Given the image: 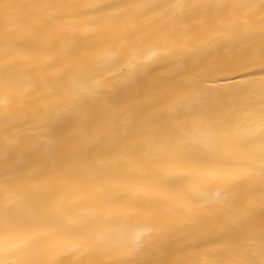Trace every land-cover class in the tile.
I'll list each match as a JSON object with an SVG mask.
<instances>
[{"label": "bare ground", "instance_id": "obj_1", "mask_svg": "<svg viewBox=\"0 0 264 264\" xmlns=\"http://www.w3.org/2000/svg\"><path fill=\"white\" fill-rule=\"evenodd\" d=\"M216 3L259 5L261 0H0V151L14 136H19L21 143H35L42 132L54 129L61 137L58 147L76 136L81 122L68 115L79 91L74 80L103 76L108 81L105 91L111 94L114 107L107 114H93L89 138L99 135L106 139L112 132L119 134L126 121L135 127L154 115L166 116L171 101L162 103L163 98L188 79L182 73L207 74L215 81L210 87L228 96L236 85L226 77L239 79L247 73L210 70L241 62L245 44L216 34L232 27L242 28L246 15L251 16L250 23L258 31L260 16L254 13L259 8L188 7ZM177 4L185 7H151ZM150 51L157 55L146 66L138 65L139 70L129 78L128 65L142 62ZM105 61L107 70L103 67ZM252 99L250 93L236 97V112L226 122L228 135L219 138L217 152L184 153V159L195 165L193 170L210 168L226 174L258 152L260 136L253 131V118L247 115L255 111L248 106ZM74 149L75 144L62 151L59 179L48 174L29 179L26 184L30 202L37 204L59 196L62 187H92L97 180L104 182V191L76 201L70 213L88 214L86 231L93 237L102 234L106 241L85 255H58L64 264L78 260L85 264H115L131 258L126 250L132 246V231L139 226L153 230L145 237L146 247L141 251L146 254L140 259L160 260L163 264H217L229 258L227 245L216 241L234 227L232 215H243L254 208L257 223L261 218L258 205L264 198V185L256 179L231 180L226 176L204 183L202 192L197 193L189 190L191 178L174 166L167 150L147 149L142 142L129 160L118 155L77 159ZM39 158L40 154L27 152L25 164ZM15 159L13 153L8 162ZM31 175L29 169L25 178ZM225 191L231 214L218 215L216 210L221 205L213 201L217 192L223 196ZM5 200L6 193L0 188V214ZM126 201L134 202L137 210H98L106 202ZM200 204L209 210L198 220L189 218L188 209ZM17 243L20 247L15 246ZM59 243L10 242L5 238L3 254L12 259L18 253L34 257Z\"/></svg>", "mask_w": 264, "mask_h": 264}, {"label": "snow or ice", "instance_id": "obj_2", "mask_svg": "<svg viewBox=\"0 0 264 264\" xmlns=\"http://www.w3.org/2000/svg\"><path fill=\"white\" fill-rule=\"evenodd\" d=\"M139 7V5H132ZM9 7V6H6ZM153 8L175 7L183 8L184 5H155ZM188 7L216 8L220 9H254L259 8L258 31L251 24V16L243 18V27L229 28L223 33L228 39L238 40L245 44L241 62L229 64L219 69L223 73L237 71L247 73V77L227 76L236 85L229 90L228 96H222L220 89L210 87L215 81L209 80L207 74H190L188 79L176 87L170 89L163 101H171L167 115H154L147 121L133 127L127 121L122 131L118 134L112 132L109 136L101 138L99 135L89 138L87 136L89 123L94 113L101 115L112 111L114 105L111 102V94L105 91L108 81L101 76L90 77L87 81H73L78 89L77 101H74L68 110V115L75 116L81 123L76 136L63 141V146L58 147L61 137L54 129L44 131L35 143L25 141L21 143L19 136L9 139L2 151H0V176L3 184L0 188L6 193L5 205L0 214V264H64L57 256L65 252H76L81 255L97 249L106 241V237L97 234L90 236L85 225L88 214L82 212L70 213V207L76 201L85 197H95L97 193L104 191V182L97 180L94 186L76 185L71 188L60 189V195L40 201L37 204L30 202L26 184L29 179H35L42 175H52L59 179V170L62 167V151L75 144L73 155L77 159H89L92 155L109 157L118 155L125 159H131L143 142L147 149L167 150L173 156L174 166L182 173H186L192 180L190 191L201 193L202 185L214 180H231L249 178L256 179L264 185V0L259 5L255 4H192ZM103 11V9H101ZM157 55L155 51L148 52L143 61L130 63L129 78L133 77L139 67L146 66ZM139 65V67H138ZM105 70L108 61L103 65ZM258 70V71H256ZM258 78V83H257ZM251 94L253 99L249 101L247 115L252 117L253 131H258L260 146L257 153L251 155L248 162L238 164L228 173H221L214 169L204 168L193 170L195 165L184 159V153L205 151L215 153L219 150L218 140L227 137L226 122L236 112V97L244 98ZM87 105V109L86 106ZM195 113V115H193ZM7 118V117H5ZM58 119L60 115L58 114ZM31 138H29L30 140ZM193 145H198L194 148ZM27 152L40 154V158L33 164H25L24 156ZM15 153L16 159L9 163L10 156ZM31 169L32 175L25 178V173ZM213 201L221 205L216 211L218 215H230L228 192L221 196L216 193ZM261 213L259 222L256 221L255 209L247 210L243 215H232L234 227L227 229L228 235L222 236L217 243L227 245L226 260L217 264H264V198L258 205ZM99 211H136L137 206L132 201L106 202ZM205 204L188 209V216L198 220L200 215L208 211ZM78 224V228L72 225ZM152 229L147 226H139L131 233L132 246L126 250L131 258L115 262V264H163L160 260L140 259L145 255L141 250L146 247L145 237L150 236ZM24 243L42 244L45 240L60 241L59 244L50 245L43 255L27 257L17 254L15 259L4 257V239ZM242 242H246L242 246ZM20 247V243L15 245ZM12 244H9L11 250ZM159 251V248L156 249ZM136 254V255H134ZM75 264H85L78 260ZM88 264H95L89 261Z\"/></svg>", "mask_w": 264, "mask_h": 264}]
</instances>
